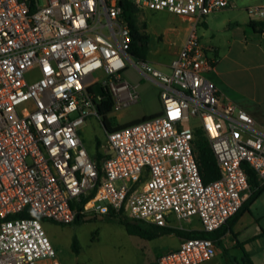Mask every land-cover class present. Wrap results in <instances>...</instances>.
I'll return each mask as SVG.
<instances>
[{
    "label": "built area",
    "instance_id": "1",
    "mask_svg": "<svg viewBox=\"0 0 264 264\" xmlns=\"http://www.w3.org/2000/svg\"><path fill=\"white\" fill-rule=\"evenodd\" d=\"M132 1L190 22L169 72L131 60L121 0H0V264H61L44 221L72 225L78 215L123 207L130 219L159 227L182 229L172 222L197 216L202 231L215 233L252 193L246 166L264 185V132L207 78L218 58L197 30L231 1ZM247 12L264 21V6ZM127 61L159 86L162 111L106 131L99 166L82 137L88 119L104 126L105 98L94 91L101 81L94 74L120 79ZM114 92L113 112L138 99L127 83ZM198 129L220 169L208 184L196 152ZM216 254L211 238H183L157 264H202Z\"/></svg>",
    "mask_w": 264,
    "mask_h": 264
},
{
    "label": "crops",
    "instance_id": "2",
    "mask_svg": "<svg viewBox=\"0 0 264 264\" xmlns=\"http://www.w3.org/2000/svg\"><path fill=\"white\" fill-rule=\"evenodd\" d=\"M214 16L207 17L200 35L201 44L215 49L218 58L214 70L206 76L215 83L224 100L247 111L254 118L256 127L264 132V33L256 32L249 25L250 17L243 22L228 19L216 27ZM182 20L188 23L183 35L184 43L190 22ZM180 48L174 52L173 58ZM170 64L165 66V72L170 71ZM151 65L157 68L155 62ZM104 219V216L85 217L78 223L92 225L91 256L95 264H157L163 254L178 249L183 239L173 233L145 239L129 234L119 223L104 222ZM197 222L196 228L183 230L202 231L198 217ZM212 240L217 254L202 264H245V255L253 264H264V190L248 211L237 220H230L214 234Z\"/></svg>",
    "mask_w": 264,
    "mask_h": 264
},
{
    "label": "rangeland",
    "instance_id": "3",
    "mask_svg": "<svg viewBox=\"0 0 264 264\" xmlns=\"http://www.w3.org/2000/svg\"><path fill=\"white\" fill-rule=\"evenodd\" d=\"M232 7L222 12H216L211 15L216 17V27H220L226 20L231 19L237 22H243L249 19L247 10L252 7L264 6V0H230ZM138 7V6H137ZM139 22L144 23L146 30L143 32L150 37V54L147 62L157 65V68L164 71V68L173 59V54L183 43V35L188 25L182 18L168 10H150L138 7ZM210 15V16H211ZM198 33L204 31L203 25L198 26ZM135 63L139 62L137 58L131 57ZM128 62V61H127ZM37 75L36 71L28 73V79H33ZM102 71L94 74V78L101 81L94 87V91L100 93L101 89H106L112 95L114 101L117 96L114 91L127 83L130 87H135L138 99L131 102L118 111H114L108 115V119L112 127L129 124L132 122L143 120L150 116L156 115L162 111V103L160 100V88L152 80L140 73L130 62L128 68L122 73V78H106L103 77ZM107 82L105 86L101 84ZM115 89V90H114ZM118 93V92H117ZM82 137L87 145L91 156L95 158L99 151L104 156V146L106 143V130L100 122L95 119H88L82 128ZM127 211V210H126ZM127 214V212H126ZM104 222L118 223L110 220L108 215L104 216ZM95 222L98 223V220ZM173 225L182 227V229L196 228L199 224L197 217H193L191 222L173 221ZM44 229L50 238L57 256L62 264H95L94 258L91 256L92 246V225L87 222L72 225H60L51 221H44ZM74 239L77 240L78 252L73 249ZM225 258V255H222Z\"/></svg>",
    "mask_w": 264,
    "mask_h": 264
},
{
    "label": "trees",
    "instance_id": "4",
    "mask_svg": "<svg viewBox=\"0 0 264 264\" xmlns=\"http://www.w3.org/2000/svg\"><path fill=\"white\" fill-rule=\"evenodd\" d=\"M120 5L123 8L124 16L126 17L127 21L131 27V37L132 43L129 49V54L137 58L141 61H147V56L149 54L150 48V37L145 35L143 32L146 30V26L144 23L139 22V9L135 5L132 0H121ZM249 25L259 33H264V21H250ZM102 97L105 99L102 101L99 107V114L103 117L104 127L106 131H113L121 129L125 126L130 124H135L140 121L132 122L125 125H120L116 127H112L110 121L108 119V115L113 112L115 101L110 95V93L106 89H102ZM144 118L143 120H145ZM195 145H196V152L199 160L200 165V173L202 180L205 184H208L212 181H215L220 178V169L218 167L217 159L215 154L211 148V145L205 136L204 132L201 129H198L195 133ZM98 154L95 156V159L100 166L102 159L104 156L97 151ZM246 172L249 178V184L252 189V193L249 198L245 201L241 210L230 220H237L242 213L248 211L249 208L254 204L257 198L261 195V192L264 190V185L260 186L258 183L257 175L255 171L246 166ZM86 200L83 199L82 204ZM73 208H79L78 205H72ZM27 215H20L19 217H26ZM88 215H78L77 220L75 223H79L84 221V218ZM108 216L110 220H115L119 224L123 225L129 234L137 235L145 239H153L160 235L164 234H176L181 238H214V234L216 233H206L204 231H186L183 229L178 228H171V227H159L151 224H147L142 221H135L128 217L126 214V209L123 207L119 212L111 211ZM14 218V217H11ZM230 220L227 222L229 223ZM219 234H217L218 236ZM73 249L75 252H78L77 240L74 239L73 242ZM245 264H253L252 261L249 259L247 255H245L244 259Z\"/></svg>",
    "mask_w": 264,
    "mask_h": 264
},
{
    "label": "water",
    "instance_id": "5",
    "mask_svg": "<svg viewBox=\"0 0 264 264\" xmlns=\"http://www.w3.org/2000/svg\"><path fill=\"white\" fill-rule=\"evenodd\" d=\"M95 217H97V218H102V215H97V216H95V215H90V216H88V217H86L87 219H93V218H95Z\"/></svg>",
    "mask_w": 264,
    "mask_h": 264
}]
</instances>
